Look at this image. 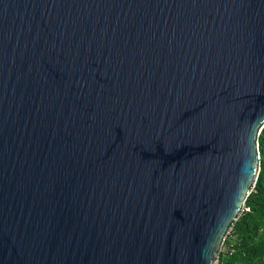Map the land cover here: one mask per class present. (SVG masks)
I'll return each instance as SVG.
<instances>
[{
    "label": "water",
    "instance_id": "1",
    "mask_svg": "<svg viewBox=\"0 0 264 264\" xmlns=\"http://www.w3.org/2000/svg\"><path fill=\"white\" fill-rule=\"evenodd\" d=\"M262 126L264 0H0V264H214Z\"/></svg>",
    "mask_w": 264,
    "mask_h": 264
},
{
    "label": "trees",
    "instance_id": "2",
    "mask_svg": "<svg viewBox=\"0 0 264 264\" xmlns=\"http://www.w3.org/2000/svg\"><path fill=\"white\" fill-rule=\"evenodd\" d=\"M259 141V176L246 201L249 211L233 222L232 254L225 257L226 264H264V129Z\"/></svg>",
    "mask_w": 264,
    "mask_h": 264
},
{
    "label": "built area",
    "instance_id": "3",
    "mask_svg": "<svg viewBox=\"0 0 264 264\" xmlns=\"http://www.w3.org/2000/svg\"><path fill=\"white\" fill-rule=\"evenodd\" d=\"M263 129H264V126H262L258 131L257 149H258L259 162H260V158H261L259 138L261 136ZM259 172H260V165H259ZM255 185H256V182L254 183L253 188L255 187ZM244 211H249V208L246 207V204L244 205V207L241 210L239 215H241ZM237 220H238V218L235 221H237ZM233 241H234V226L232 223L231 227L228 229V231H227L226 235L224 236L223 241L219 247V251H218V254H217V257H216L214 264H226L225 257L232 254L231 249L233 246Z\"/></svg>",
    "mask_w": 264,
    "mask_h": 264
}]
</instances>
